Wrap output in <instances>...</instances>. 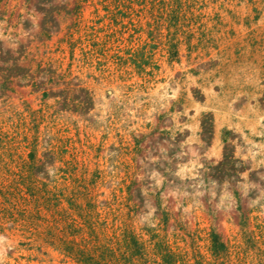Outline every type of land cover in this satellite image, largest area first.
I'll return each instance as SVG.
<instances>
[{
    "label": "rangeland",
    "instance_id": "374dc122",
    "mask_svg": "<svg viewBox=\"0 0 264 264\" xmlns=\"http://www.w3.org/2000/svg\"><path fill=\"white\" fill-rule=\"evenodd\" d=\"M59 215L264 264V0H0V264H75Z\"/></svg>",
    "mask_w": 264,
    "mask_h": 264
},
{
    "label": "trees",
    "instance_id": "16d2710c",
    "mask_svg": "<svg viewBox=\"0 0 264 264\" xmlns=\"http://www.w3.org/2000/svg\"><path fill=\"white\" fill-rule=\"evenodd\" d=\"M171 58L177 57L176 46L170 50ZM76 211L80 207L73 204ZM60 216V215H59ZM55 221L58 225L63 218ZM84 215H80V218ZM66 225L59 229L57 241L60 243L62 251L75 264H186L184 260L173 253L168 246L155 243L153 252L140 242L134 235L124 237L123 241L116 239L103 240L97 233L93 224L88 225L79 223L75 218H65ZM227 251L226 246L220 241L219 237H212V252L216 258H221ZM196 264H201L196 262Z\"/></svg>",
    "mask_w": 264,
    "mask_h": 264
}]
</instances>
